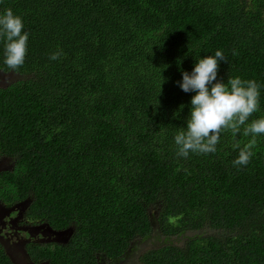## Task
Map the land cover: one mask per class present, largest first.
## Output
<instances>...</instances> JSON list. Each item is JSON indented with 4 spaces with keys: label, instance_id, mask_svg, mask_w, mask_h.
Instances as JSON below:
<instances>
[{
    "label": "trees",
    "instance_id": "trees-1",
    "mask_svg": "<svg viewBox=\"0 0 264 264\" xmlns=\"http://www.w3.org/2000/svg\"><path fill=\"white\" fill-rule=\"evenodd\" d=\"M9 8L30 35L15 70L0 38V72L14 75L0 86V203L26 200L29 221L68 233L32 243L33 260L264 264V134L233 166L264 117V0H0ZM217 50V80H255L259 110L215 153L180 157L196 93L177 82ZM154 231L164 242L134 255ZM0 264H15L1 243Z\"/></svg>",
    "mask_w": 264,
    "mask_h": 264
},
{
    "label": "clouds",
    "instance_id": "clouds-1",
    "mask_svg": "<svg viewBox=\"0 0 264 264\" xmlns=\"http://www.w3.org/2000/svg\"><path fill=\"white\" fill-rule=\"evenodd\" d=\"M23 20L12 9L0 14V38L5 41L4 64L15 70L24 64L29 33L24 31ZM62 50L52 53L50 60H57ZM225 61L224 53L200 58L191 73L182 72L177 83L184 92L196 93L191 98L187 127L175 135L177 155L187 158L190 152L209 154L216 152L222 130H231L235 137L248 118L259 110L260 85L255 80L229 77L227 83L217 80L219 62ZM245 136L252 139L240 149L233 166H246L254 155L256 136L264 134V117L253 120L244 128ZM239 145H237L238 147Z\"/></svg>",
    "mask_w": 264,
    "mask_h": 264
},
{
    "label": "flooded vegetation",
    "instance_id": "flooded-vegetation-1",
    "mask_svg": "<svg viewBox=\"0 0 264 264\" xmlns=\"http://www.w3.org/2000/svg\"><path fill=\"white\" fill-rule=\"evenodd\" d=\"M1 79H4V83H7V75L2 74L0 72V80ZM2 206L9 208V211L6 212L7 215L5 218V223L8 225L7 226L5 225L4 227L11 228V225L17 224L18 221H19L18 224H20V226L22 227V228H19V226H17L15 228V230H17L16 232L22 235V237L18 235L17 238L10 239L11 237L7 235V232L8 231L10 232L11 230H8V229L6 233L3 232L0 234V243L4 246V249L7 252L8 256L13 260V262H15V264H24L23 262H25L26 264H39L38 262L33 260V256L31 255V252L29 250L30 245L35 242L55 241V240H52L51 237H49V235L52 236L55 231H53L47 226L45 227L44 224L42 223L41 224L36 223V222L32 223L24 216L26 200H23L12 206H6L0 203V208H2ZM32 227L41 228V233L37 235L36 239L32 237V234L33 233L36 234L38 228H36L35 231H33ZM11 241H13V243H11ZM16 244L21 245L20 252L15 250ZM100 264H122V263H118L116 261L103 260L101 261Z\"/></svg>",
    "mask_w": 264,
    "mask_h": 264
},
{
    "label": "rangeland",
    "instance_id": "rangeland-1",
    "mask_svg": "<svg viewBox=\"0 0 264 264\" xmlns=\"http://www.w3.org/2000/svg\"><path fill=\"white\" fill-rule=\"evenodd\" d=\"M14 77V75L12 74V73H9L8 75H7V80H8V82L10 81V80H12V78ZM3 83H4V79H1L0 80V85H3ZM5 165V163L4 162H2V161H0V168H2L3 166ZM7 211H9V208H6L5 206H2V208H0V234L1 233H6V231H7V229L8 230H11L10 232L8 231L7 232V235L8 236H10L11 238L10 239H15V238H17L18 237V235L20 236V237H22V235H20V234H18L16 231L17 230H15V228L17 227V226H19V228H22L21 226H20V224H18V222H17V224H12L11 225V228H5L4 226L6 225H8V224H6L5 223V218H6V215H7ZM152 211V210H151ZM150 211V212H151ZM24 221V220H23ZM33 229V231H35V229L36 228H38L37 229V232H36V234H32V237L34 238V239H36L37 238V235L39 234V233H41V228H39V227H32ZM157 231V230H156ZM156 231H154V232H151V234H150V237H152L150 240L149 239H146V240H144L143 242H141L139 245H137L138 246V248L135 250V253H134V255H139V254H141V253H143V252H145L146 251V249L149 247V245H152V242L154 243V245H157V246H159V245H161L163 242H164V237H159V235H158V237H157V235L155 234V232ZM152 234H154V236L155 237H153L152 236ZM67 235H68V233L67 232H62V231H55L54 233H53V235L51 236V235H49V237H51V239L52 240H55V241H64V240H66V238H67ZM7 238V237H6ZM44 238V237H43ZM11 243H13V241H11ZM20 249H21V245L20 244H16L15 245V250L16 251H18V252H20ZM134 255H131L130 256V258H131V260L132 261H135L136 259H138L137 257H135ZM135 259V260H134ZM24 264H26L25 262H23Z\"/></svg>",
    "mask_w": 264,
    "mask_h": 264
}]
</instances>
